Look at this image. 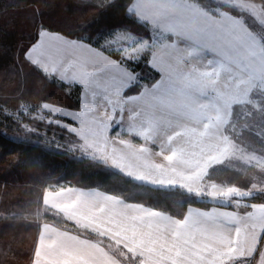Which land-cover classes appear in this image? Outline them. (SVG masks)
<instances>
[{
    "label": "snow or ice",
    "instance_id": "snow-or-ice-1",
    "mask_svg": "<svg viewBox=\"0 0 264 264\" xmlns=\"http://www.w3.org/2000/svg\"><path fill=\"white\" fill-rule=\"evenodd\" d=\"M126 11L150 38L109 31L97 47L41 26L24 60L79 85V108L21 100L13 111L26 133L36 129L25 115L66 129L74 139L58 147L79 161L189 206L178 218L115 192L49 185L31 264H264V202H253L264 201V0H131ZM149 54L160 78L141 86L125 61ZM241 173L243 186L227 179ZM48 215L64 227L41 222Z\"/></svg>",
    "mask_w": 264,
    "mask_h": 264
},
{
    "label": "trees",
    "instance_id": "trees-1",
    "mask_svg": "<svg viewBox=\"0 0 264 264\" xmlns=\"http://www.w3.org/2000/svg\"><path fill=\"white\" fill-rule=\"evenodd\" d=\"M101 2L105 0H0V264H31L39 231L34 215L38 204L42 205L43 190L49 185L115 192L129 202L143 203L178 218L183 217L189 206L184 202L183 207H179V198L172 195L165 198L127 186L124 183L127 178L118 181L111 170L102 165L79 161L64 147H58H67L74 139L66 129L25 115L23 122L36 129L26 133L18 122L20 117L13 111L21 100L32 108L42 102L72 110L79 108V85H66L58 79L46 80L24 60L23 53L36 42L42 24L68 38L104 37L109 31L122 29L149 37L148 31L127 15L131 0H106L104 8L99 6ZM59 13L69 18L62 25L57 24ZM63 25L65 29L61 28ZM137 74L147 78L148 83L158 77L146 64ZM131 91L136 92V89ZM209 205L191 204L201 208ZM13 212H18L20 218L3 219V215ZM41 222L61 228L65 225L61 218L53 215ZM67 228L76 231L71 222L67 223Z\"/></svg>",
    "mask_w": 264,
    "mask_h": 264
},
{
    "label": "crops",
    "instance_id": "crops-1",
    "mask_svg": "<svg viewBox=\"0 0 264 264\" xmlns=\"http://www.w3.org/2000/svg\"><path fill=\"white\" fill-rule=\"evenodd\" d=\"M48 30V29H47ZM50 32H53V33H57V32H54V31H51V30H49ZM60 34V33H59ZM141 38H150V36H151V33L150 32H148V36L149 37H144V36H142V35H139ZM66 37V36H65ZM68 38V37H67ZM69 39H79V38H69ZM84 39H86V40H88L93 46H99L100 44H102L103 42H104V37L103 36H95V37H85ZM149 57H150V54H149V56H146V57H144V58H142L140 61H138V62H136V63H132V62H130V61H125L126 63H128L130 66H131V68L134 70V72L135 73H138V71L140 70V68L143 66V65H148L152 70H154L155 72H156V74H157V78H156V80H158L159 78H160V73L156 70V69H154V68H152L151 67V65L148 63V59H149ZM155 80V81H156ZM155 81H153V82H151V83H148V80H147V78H145V77H140L139 76V83H140V85L141 86H143V85H151L152 83H154ZM81 93H82V89H81V92H80V97H81ZM130 94H135V91H131L130 92ZM114 134V133H113ZM226 178L225 177H223V176H221V177H218V180H220V181H223V180H225ZM227 179H231L232 180V182H234V183H237V184H239V185H241V186H243V185H245V184H247V182H248V180L250 179V177L249 176H245L243 173H241V174H239V177H238V179L236 178V177H227ZM66 187H74V186H66ZM74 188H78V189H83V190H85V191H88V190H91V189H96V188H80V187H74ZM253 202H256V201H253ZM260 202H264V201H259V202H256V203H260ZM211 204V203H210ZM192 207H194V208H201V207H195V206H192ZM205 208H211V207H205ZM201 209H204L203 207L201 208ZM168 214V213H167ZM183 218V217H182ZM57 227V226H56ZM69 231H72V230H70V229H68ZM76 231H79L78 229H76ZM94 235V234H93ZM86 238H88V239H96V237H89L88 235L86 236Z\"/></svg>",
    "mask_w": 264,
    "mask_h": 264
},
{
    "label": "rangeland",
    "instance_id": "rangeland-1",
    "mask_svg": "<svg viewBox=\"0 0 264 264\" xmlns=\"http://www.w3.org/2000/svg\"><path fill=\"white\" fill-rule=\"evenodd\" d=\"M57 12H59V11H57ZM58 16L60 17V21H59V23H57V24H61L62 25V23H64V22H66V19H69L68 17H66V14H64V13H59L58 14ZM50 23V21H47L46 20V23ZM41 26H43L44 28H46V29H48V30H50L45 24H42ZM40 26V27H41ZM66 26V25H65ZM40 27H39V29H40ZM61 28H64V25H63V27H61ZM38 29V30H39ZM65 29V28H64ZM84 37H87V36H77V38H84ZM63 107V106H62ZM64 108H67V107H64ZM68 109H70V108H68ZM212 205L210 204L209 205V207H211Z\"/></svg>",
    "mask_w": 264,
    "mask_h": 264
}]
</instances>
